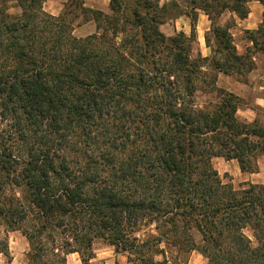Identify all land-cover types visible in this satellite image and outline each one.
<instances>
[{
	"label": "trees",
	"instance_id": "obj_1",
	"mask_svg": "<svg viewBox=\"0 0 264 264\" xmlns=\"http://www.w3.org/2000/svg\"><path fill=\"white\" fill-rule=\"evenodd\" d=\"M161 1L110 0L109 15L71 0L97 24L82 37L45 0H0V254L5 226L23 230L26 264H67L95 238L142 264H168L163 243L209 264H264V184L235 188L212 162L258 172L264 125L241 120L240 98L224 89L216 103L197 100L213 72L253 69L219 23L227 11L247 18L253 0H190V36L161 30L179 9ZM199 11L211 57L193 55ZM246 33L264 48V14ZM151 224L157 235L137 236Z\"/></svg>",
	"mask_w": 264,
	"mask_h": 264
},
{
	"label": "rangeland",
	"instance_id": "obj_2",
	"mask_svg": "<svg viewBox=\"0 0 264 264\" xmlns=\"http://www.w3.org/2000/svg\"><path fill=\"white\" fill-rule=\"evenodd\" d=\"M136 1V0H133ZM143 3L144 0H137ZM161 5L169 3L171 6L174 3L179 5V9H169V16L165 22L161 24V30L167 36H173L179 32H185L188 36L191 34L190 18L182 14L189 12L191 9L190 0H162ZM84 6L90 9L102 11L104 14H111L110 0H84ZM44 10L52 15L58 16L63 12H67L74 18V34L77 36H87L96 32V21H85L83 16L78 10H75L74 5H71V0H45L43 4ZM17 10H12L15 13ZM144 11V10H143ZM167 14V13H166ZM235 18L229 16L226 12L222 20L229 23L232 28L230 29L234 45L237 52L241 55H246L250 59L253 69L242 75L237 73L226 74L223 72H213L217 77L215 84H209L200 87L197 93V100L199 103L209 101L216 103L219 101V90H226L227 92L234 93L240 98V105L238 109V116L241 120L253 122L258 120L264 125V48L260 49L254 46L251 42L250 34L246 30L240 31L235 24ZM236 26V27H235ZM210 36V44L215 49L216 40L213 32H207ZM207 43L202 40V43L196 38L192 43L193 55L196 57L199 53L203 57L212 56V48L206 46ZM212 69V68H211ZM211 69L203 68L207 71L210 77ZM214 167L218 170L224 183H231L235 188H241L246 183L264 184V157L258 158L259 170L255 173H244L241 171L239 164L236 160H227L223 157H215L212 160ZM195 239L199 240L200 237L193 232ZM251 236V232L247 231ZM1 235L8 243L9 256L0 254V263L8 264L10 259L11 264H26L28 261V253L30 251L29 242L23 234L22 229L6 231L5 226H1ZM150 235H157L155 225L142 226L137 236L141 239H146ZM161 248L165 249V256L168 264H209L201 253L194 250L192 252L184 253L178 252L175 248L163 243ZM134 259V258H133ZM157 261L163 260V255L155 257ZM67 264H142L139 261H133L126 253H118L115 247L111 245L104 238H95L90 250H86L85 254L78 252L69 254L67 256Z\"/></svg>",
	"mask_w": 264,
	"mask_h": 264
},
{
	"label": "crops",
	"instance_id": "obj_3",
	"mask_svg": "<svg viewBox=\"0 0 264 264\" xmlns=\"http://www.w3.org/2000/svg\"><path fill=\"white\" fill-rule=\"evenodd\" d=\"M249 8L250 13L247 18L245 19H239L235 13L229 12V16H233L235 18V24L237 27L242 30H255L259 27L263 20V14H264V6L259 1L253 0L249 2ZM226 13V12H225ZM225 13L222 14L220 19L222 20ZM222 25L226 24V21L221 22ZM211 21L203 11H199V17L197 21L196 31H197V38L202 43V40L206 42L205 36L207 32L210 30ZM236 27V26H235ZM191 28V25H190ZM188 33V31H185ZM206 48L208 47L205 45ZM72 254V253H71Z\"/></svg>",
	"mask_w": 264,
	"mask_h": 264
}]
</instances>
